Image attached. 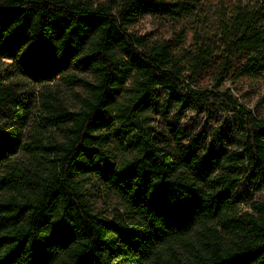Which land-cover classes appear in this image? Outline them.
<instances>
[{
    "label": "trees",
    "instance_id": "trees-1",
    "mask_svg": "<svg viewBox=\"0 0 264 264\" xmlns=\"http://www.w3.org/2000/svg\"><path fill=\"white\" fill-rule=\"evenodd\" d=\"M257 3L213 30L201 0H0V264H264V201L240 214L235 193L264 189V118L185 76L219 44L222 78L264 72ZM147 14L171 37L135 33ZM207 103L240 118L241 148L154 125Z\"/></svg>",
    "mask_w": 264,
    "mask_h": 264
},
{
    "label": "rangeland",
    "instance_id": "rangeland-1",
    "mask_svg": "<svg viewBox=\"0 0 264 264\" xmlns=\"http://www.w3.org/2000/svg\"><path fill=\"white\" fill-rule=\"evenodd\" d=\"M109 0H94V2H108ZM205 9L213 15L211 20V29L215 30L216 22L214 15L218 11L230 12L238 5L244 8H258V0H201ZM209 26V25H208ZM135 33L139 35L150 34L153 39L170 38L172 27H163L151 15H144L139 23L134 27ZM192 33L188 36V44H193ZM223 47L219 44V49L213 53L211 61L205 69L198 73L192 69L185 71V76L190 80L191 88L198 89H218L230 87L232 92L238 97L240 102L251 107L258 117L264 118V72L259 75L233 78V71H229L226 77L222 78L221 71L224 55ZM5 61L11 60L5 58ZM169 89L157 87L156 99L160 104L168 103ZM154 125L158 130H164L170 138L174 139V134L179 129L185 130L184 134L178 135L180 141L187 142L189 136L197 134L202 130L207 131L208 136L203 143L204 150L210 147H226L234 145L241 148V142L244 140V129L241 120L234 113L228 112L220 104L207 103L202 106L199 104L190 105L182 109L181 105H174L167 116L162 114H153ZM223 140L225 142H223ZM235 193L241 198L240 214L246 210H251L248 206L252 200L264 201V189L256 190L254 182L242 179L237 185ZM93 199V197H92ZM112 206L109 201H98L97 206Z\"/></svg>",
    "mask_w": 264,
    "mask_h": 264
}]
</instances>
